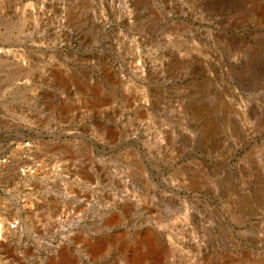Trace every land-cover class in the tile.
Returning a JSON list of instances; mask_svg holds the SVG:
<instances>
[{
    "label": "rangeland",
    "instance_id": "rangeland-1",
    "mask_svg": "<svg viewBox=\"0 0 264 264\" xmlns=\"http://www.w3.org/2000/svg\"><path fill=\"white\" fill-rule=\"evenodd\" d=\"M0 264H264V0H0Z\"/></svg>",
    "mask_w": 264,
    "mask_h": 264
}]
</instances>
